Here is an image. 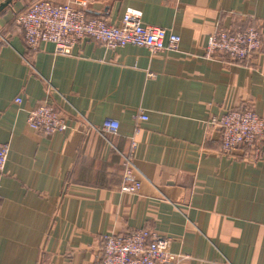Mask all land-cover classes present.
Segmentation results:
<instances>
[{
  "label": "crops",
  "instance_id": "0c3cea01",
  "mask_svg": "<svg viewBox=\"0 0 264 264\" xmlns=\"http://www.w3.org/2000/svg\"><path fill=\"white\" fill-rule=\"evenodd\" d=\"M33 1L0 0V264H97L105 234L136 228L169 238L180 264H264V135L224 153L211 122L235 108L264 118V0H89L88 16L118 24L134 8L180 35L178 50L154 55L92 38L70 53L31 50L15 17ZM252 23L263 46L250 58L204 55L211 33ZM44 100L68 117L65 131L29 127ZM107 117L116 133L101 128ZM133 140L141 187L129 193Z\"/></svg>",
  "mask_w": 264,
  "mask_h": 264
},
{
  "label": "built area",
  "instance_id": "2783aa9c",
  "mask_svg": "<svg viewBox=\"0 0 264 264\" xmlns=\"http://www.w3.org/2000/svg\"><path fill=\"white\" fill-rule=\"evenodd\" d=\"M89 0H70L57 3L52 0H35L19 12L15 22L21 26L27 47L36 50L42 42H52L58 53H70L80 40L92 38L105 46L115 48L134 44L146 47L151 55L178 50L180 35L165 27L145 23L140 10L128 8L118 24H111L97 16H88ZM263 46V35L256 24L244 29L219 28L211 33L203 46L204 55L212 57L216 52H226L233 59L250 58ZM23 102L21 96L15 98ZM137 121L148 119L141 112ZM29 127L44 134L63 132L68 128V117L51 102L44 100L32 108L27 117ZM211 122L221 131V150L231 153L236 147H253L264 135V118L253 108L230 109ZM120 123L107 117L102 129L116 133ZM139 131V126L136 127ZM137 143L133 140L132 152L124 158V175L121 189L137 192L141 181L136 175L133 153ZM10 143L0 142V182L8 160ZM185 255L170 250V239L158 236L146 228H136L125 233L104 235L103 253L97 264H180Z\"/></svg>",
  "mask_w": 264,
  "mask_h": 264
}]
</instances>
